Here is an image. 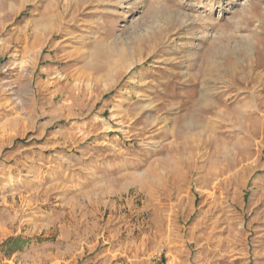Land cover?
<instances>
[{"label":"rangeland","instance_id":"obj_1","mask_svg":"<svg viewBox=\"0 0 264 264\" xmlns=\"http://www.w3.org/2000/svg\"><path fill=\"white\" fill-rule=\"evenodd\" d=\"M21 1L0 264H264V0Z\"/></svg>","mask_w":264,"mask_h":264},{"label":"bare ground","instance_id":"obj_2","mask_svg":"<svg viewBox=\"0 0 264 264\" xmlns=\"http://www.w3.org/2000/svg\"><path fill=\"white\" fill-rule=\"evenodd\" d=\"M73 2V1H72ZM62 6V5H61ZM67 6H68V4H67ZM61 10V9H60ZM65 10H63L61 13H59L57 16H56V20H58V18H61V15L63 14V13H65L64 12ZM65 15V14H64ZM48 16V15H47ZM48 17H46V16H44V17H42V18H40V20H39V26H40V32H39V34H38V36H37V39L39 40V41H41L42 40V38H43V36L45 35V33H43L47 28H48V24H47V22H48ZM48 36V35H47Z\"/></svg>","mask_w":264,"mask_h":264},{"label":"crops","instance_id":"obj_3","mask_svg":"<svg viewBox=\"0 0 264 264\" xmlns=\"http://www.w3.org/2000/svg\"><path fill=\"white\" fill-rule=\"evenodd\" d=\"M21 2H25V0H22Z\"/></svg>","mask_w":264,"mask_h":264}]
</instances>
